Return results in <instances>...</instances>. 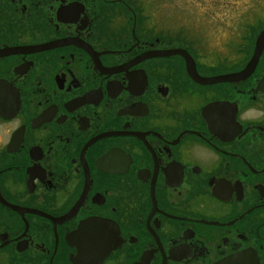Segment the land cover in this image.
<instances>
[{
  "label": "flooded vegetation",
  "instance_id": "af4514ba",
  "mask_svg": "<svg viewBox=\"0 0 264 264\" xmlns=\"http://www.w3.org/2000/svg\"><path fill=\"white\" fill-rule=\"evenodd\" d=\"M167 8L0 0V264H264V7Z\"/></svg>",
  "mask_w": 264,
  "mask_h": 264
},
{
  "label": "rangeland",
  "instance_id": "374dc122",
  "mask_svg": "<svg viewBox=\"0 0 264 264\" xmlns=\"http://www.w3.org/2000/svg\"><path fill=\"white\" fill-rule=\"evenodd\" d=\"M213 2L214 0H168L169 8L167 10L182 13L190 23L195 25L204 22L202 20L205 19H214V22H218L222 26H232L244 21L245 17L252 16H255L251 23L254 26L263 21L264 0H219L217 4Z\"/></svg>",
  "mask_w": 264,
  "mask_h": 264
},
{
  "label": "water",
  "instance_id": "95a60500",
  "mask_svg": "<svg viewBox=\"0 0 264 264\" xmlns=\"http://www.w3.org/2000/svg\"><path fill=\"white\" fill-rule=\"evenodd\" d=\"M264 46V29L263 31L260 33V35L258 36L257 40H256V47H255V55L252 59V61L249 63V65L247 66V68L245 69V73H250L252 71V69H254L255 64L257 62L258 56L260 54V52L262 51ZM244 73V74H245ZM243 74V75H244ZM264 83V79L262 81Z\"/></svg>",
  "mask_w": 264,
  "mask_h": 264
}]
</instances>
